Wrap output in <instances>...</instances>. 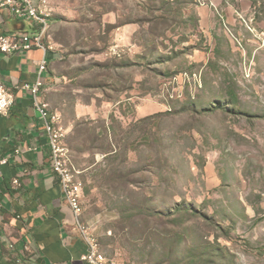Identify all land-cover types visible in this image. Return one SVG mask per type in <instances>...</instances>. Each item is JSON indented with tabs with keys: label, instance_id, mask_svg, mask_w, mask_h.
Listing matches in <instances>:
<instances>
[{
	"label": "rangeland",
	"instance_id": "obj_1",
	"mask_svg": "<svg viewBox=\"0 0 264 264\" xmlns=\"http://www.w3.org/2000/svg\"><path fill=\"white\" fill-rule=\"evenodd\" d=\"M49 1L62 59L42 101L97 251L264 264V0ZM11 246L6 264H36Z\"/></svg>",
	"mask_w": 264,
	"mask_h": 264
},
{
	"label": "crops",
	"instance_id": "obj_2",
	"mask_svg": "<svg viewBox=\"0 0 264 264\" xmlns=\"http://www.w3.org/2000/svg\"><path fill=\"white\" fill-rule=\"evenodd\" d=\"M36 31V27L29 22L0 12V36ZM47 43L51 48L46 54L49 73L42 96L58 84V77L53 72L61 54L51 37ZM43 56L35 49L7 57L0 54V79L15 95V104L9 115L0 116V156L10 157L18 147L22 150L18 161L11 160L1 168L0 264L9 261L2 249L14 245V250L21 253V247L27 243L34 252L30 258L33 263L87 264L82 261L87 245L74 229L73 212L50 169L48 140L40 116L33 107L30 95L15 89L35 83L36 64ZM82 108L76 106L77 118L83 115ZM16 178L20 182L19 188L13 185Z\"/></svg>",
	"mask_w": 264,
	"mask_h": 264
},
{
	"label": "built area",
	"instance_id": "obj_3",
	"mask_svg": "<svg viewBox=\"0 0 264 264\" xmlns=\"http://www.w3.org/2000/svg\"><path fill=\"white\" fill-rule=\"evenodd\" d=\"M49 0H0V12H6L17 20H24L35 26L34 33L13 32L0 36V54L7 57L16 53H25L32 50L41 51L44 56L36 64L37 78L33 85L24 84L15 89L27 92L33 102L43 125V132L47 136L49 148V165L52 173L58 180L62 195L66 204L74 215V229L87 245V253L82 261L87 264H114L108 263L100 251H96V240L80 224L79 218L82 214V182L79 180V172L73 166L65 148V133L58 126V117L53 115L48 105L42 101V91L46 88V76L49 73L46 54L50 51L47 41L50 35H42L41 27L48 21L40 19V12H47ZM51 19V18H50ZM62 56H58L61 60ZM15 104V95L8 89L0 79V116L7 117ZM22 155L20 147L16 148L10 157L0 156V180L1 168L9 164L11 160L18 161ZM26 174V172H24ZM23 176V175H22ZM15 187H20L19 179L13 180ZM18 218V217H17ZM19 219V218H18Z\"/></svg>",
	"mask_w": 264,
	"mask_h": 264
},
{
	"label": "bare ground",
	"instance_id": "obj_4",
	"mask_svg": "<svg viewBox=\"0 0 264 264\" xmlns=\"http://www.w3.org/2000/svg\"><path fill=\"white\" fill-rule=\"evenodd\" d=\"M40 19L43 21H48L49 17L47 15V12H40ZM41 34L42 35H49L48 22L46 24L42 25ZM96 251H97V249H96Z\"/></svg>",
	"mask_w": 264,
	"mask_h": 264
}]
</instances>
